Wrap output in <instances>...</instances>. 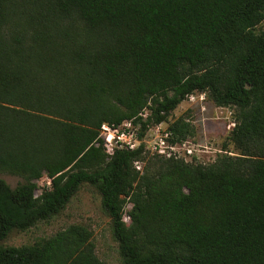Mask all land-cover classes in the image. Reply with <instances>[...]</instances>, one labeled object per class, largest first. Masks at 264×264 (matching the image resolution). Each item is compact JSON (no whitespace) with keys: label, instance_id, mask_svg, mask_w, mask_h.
<instances>
[{"label":"trees","instance_id":"trees-1","mask_svg":"<svg viewBox=\"0 0 264 264\" xmlns=\"http://www.w3.org/2000/svg\"><path fill=\"white\" fill-rule=\"evenodd\" d=\"M263 21L264 0H0V175L22 180L0 179V242L90 186L121 264H264ZM196 93L235 110L236 155L107 154L103 125L132 121L142 138ZM167 133L181 143L197 130L179 117ZM43 177L51 186L36 197ZM0 264L102 262L92 232L71 225L0 246Z\"/></svg>","mask_w":264,"mask_h":264},{"label":"rangeland","instance_id":"rangeland-1","mask_svg":"<svg viewBox=\"0 0 264 264\" xmlns=\"http://www.w3.org/2000/svg\"><path fill=\"white\" fill-rule=\"evenodd\" d=\"M255 31H264V21ZM179 117H185L197 130L196 137L190 139L195 145V154L193 161L188 163L212 165L222 154L236 155L237 151L229 140L235 125V110L216 107L207 94L196 93L178 106L168 123L158 125L160 133L163 134L169 123ZM119 127L121 130L127 129L123 124ZM137 135L139 136V129ZM0 179L12 188L22 182L18 177L4 174L0 175ZM36 183L38 188L35 194L38 197L47 188V178L43 177ZM71 225H81L92 232L96 255L102 264H121L119 246L113 236L110 219L102 211L99 194L90 186H83L59 216L38 223L27 231L14 232L5 241L0 242V246H35Z\"/></svg>","mask_w":264,"mask_h":264},{"label":"built area","instance_id":"built-area-1","mask_svg":"<svg viewBox=\"0 0 264 264\" xmlns=\"http://www.w3.org/2000/svg\"><path fill=\"white\" fill-rule=\"evenodd\" d=\"M147 112V113H146ZM149 111H145L142 117L145 119ZM123 125L127 128L121 130V127H111L103 125L100 133V138L104 142V147L108 155H113L115 149H128L134 150L141 145H144L146 151H150L154 155L161 156L166 159H181L185 162H192L193 155L195 154V145L191 140L181 143H170V134L167 130L163 134L160 133L159 127H150L144 137L140 138L137 135L139 126L135 125L132 121L124 122ZM144 164L136 162L135 168L139 172H143ZM47 178V177H46ZM51 186V179L47 178V188ZM37 197V196H36ZM131 207L126 208L123 221L130 224V217L127 212Z\"/></svg>","mask_w":264,"mask_h":264}]
</instances>
